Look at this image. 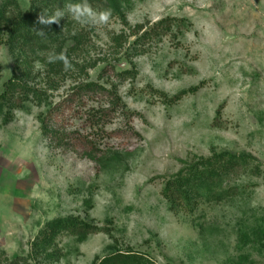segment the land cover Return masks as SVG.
<instances>
[{
    "label": "rangeland",
    "instance_id": "rangeland-1",
    "mask_svg": "<svg viewBox=\"0 0 264 264\" xmlns=\"http://www.w3.org/2000/svg\"><path fill=\"white\" fill-rule=\"evenodd\" d=\"M87 3L109 21L81 25L65 0H0V260L264 264V0ZM60 53L71 69L49 62ZM89 83L117 106L76 90ZM222 153L248 160L224 182L234 194L171 211L165 183ZM59 218L95 232L34 247Z\"/></svg>",
    "mask_w": 264,
    "mask_h": 264
},
{
    "label": "trees",
    "instance_id": "trees-1",
    "mask_svg": "<svg viewBox=\"0 0 264 264\" xmlns=\"http://www.w3.org/2000/svg\"><path fill=\"white\" fill-rule=\"evenodd\" d=\"M65 1L66 4L75 2V0ZM15 28L14 33L16 36L22 35V33L24 34L22 24H18ZM25 39L26 37L24 41ZM13 87H15V83L10 85L8 92L11 91ZM198 89L199 86L183 90L173 98V101L180 100L187 94H193ZM76 90L81 93L84 91L91 92L92 94L100 92L105 93L108 98V104L111 107H116L118 104V97L113 88L105 90L97 84L89 83L78 85ZM2 98H4V95ZM247 161L248 160L244 157H236L226 153L215 155L210 159L200 160V162L170 178L165 183L161 194L163 198L167 200L171 211H177L179 208L190 209L199 202H221L224 198L227 199L229 195H233L234 191H236L234 188H225L224 182L227 183L232 176L237 175L240 170L247 167ZM91 229L93 228L82 224L77 218L54 219L47 223L44 229L39 232L34 247L44 250L53 242L54 238L64 230L84 236L87 235ZM91 232H95V230ZM5 263L17 264L19 261H9L7 258L0 260V264ZM97 264H146V262L142 259L135 258L133 255L117 254L106 257Z\"/></svg>",
    "mask_w": 264,
    "mask_h": 264
},
{
    "label": "clouds",
    "instance_id": "clouds-1",
    "mask_svg": "<svg viewBox=\"0 0 264 264\" xmlns=\"http://www.w3.org/2000/svg\"><path fill=\"white\" fill-rule=\"evenodd\" d=\"M66 12L71 15L72 19L81 25H103L106 24L111 16L109 10L96 11L87 0H80V2L69 3L66 5ZM65 16V10H56L51 16L40 14L37 23L41 26L39 30H34L40 37H44L46 32L44 28L49 27L53 23H59L60 19ZM49 62L60 60L63 62L65 70L71 69L72 65L64 53L59 55H49Z\"/></svg>",
    "mask_w": 264,
    "mask_h": 264
}]
</instances>
